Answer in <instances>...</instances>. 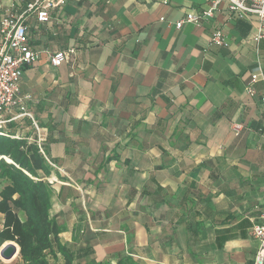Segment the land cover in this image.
Wrapping results in <instances>:
<instances>
[{
    "label": "crops",
    "instance_id": "0c3cea01",
    "mask_svg": "<svg viewBox=\"0 0 264 264\" xmlns=\"http://www.w3.org/2000/svg\"><path fill=\"white\" fill-rule=\"evenodd\" d=\"M32 1L0 0V18ZM208 4L67 0L46 23L25 15L39 53L19 84L32 120L1 114L0 127L39 135L54 181L49 215L72 264L253 263L264 89L245 87L256 64L264 73V37L253 40L255 15L225 2L199 25H173ZM215 29L224 45L210 44ZM56 51L66 54L59 67L48 60ZM47 259L64 264L59 252Z\"/></svg>",
    "mask_w": 264,
    "mask_h": 264
},
{
    "label": "trees",
    "instance_id": "16d2710c",
    "mask_svg": "<svg viewBox=\"0 0 264 264\" xmlns=\"http://www.w3.org/2000/svg\"><path fill=\"white\" fill-rule=\"evenodd\" d=\"M6 128L0 127V245L16 242L22 264H49L47 255L57 252L64 264H72L71 254L60 244L59 228L49 215L53 189L43 176L49 175L50 167L36 141L13 133L14 123ZM18 212L24 213V220L18 218Z\"/></svg>",
    "mask_w": 264,
    "mask_h": 264
},
{
    "label": "built area",
    "instance_id": "2783aa9c",
    "mask_svg": "<svg viewBox=\"0 0 264 264\" xmlns=\"http://www.w3.org/2000/svg\"><path fill=\"white\" fill-rule=\"evenodd\" d=\"M67 0H33L26 5V10L17 15L11 12L6 13L0 18V115L11 114L10 120H17L28 117L32 120V115L28 112L25 101L29 96L20 94V78L26 66L31 65L38 59L39 53L32 49L27 41V24L25 15L33 14L36 21L46 23L53 13L63 10ZM227 3L228 11L241 18L248 15H255L258 18V26L253 40L260 41L264 37V0H209L207 8L199 13L187 12L184 18L175 21V28L179 29L186 23L199 25L203 20L211 19L215 10L221 3ZM161 20H164L162 18ZM210 44L220 46L225 44L222 31L215 29ZM66 54L56 51L48 54L51 66L59 67L65 60ZM260 82L264 89V73L260 64H256L250 73V79L246 84L245 90L249 95H254L253 84ZM264 104V94L261 97ZM35 128V122H33ZM242 125L233 123L232 130L238 132ZM30 140V138H29ZM42 150L39 135L36 140ZM252 237L257 241V248L252 264H264V211L261 214L260 222L255 224L251 230Z\"/></svg>",
    "mask_w": 264,
    "mask_h": 264
},
{
    "label": "rangeland",
    "instance_id": "374dc122",
    "mask_svg": "<svg viewBox=\"0 0 264 264\" xmlns=\"http://www.w3.org/2000/svg\"><path fill=\"white\" fill-rule=\"evenodd\" d=\"M1 119V118H0ZM17 128V127H16ZM42 150H43V148H42ZM44 152V151H43ZM44 158H45V160H46V163L48 164V162H50L49 160H48V158L45 156V153H44ZM49 174H50V172H49ZM41 175V174H40ZM43 180L44 181H46L48 184H50L51 185V183L53 184L54 183V181L52 180V178H49V175H47V176H43ZM53 193V192H52ZM17 216H18V218L20 219V220H24L25 219V215H24V213H19L18 212V214H17ZM2 223H3V214H1L0 213V229H1V227H2ZM7 242H10V241H6V242H4V244L5 243H7ZM11 242H13L16 246H17V250H18V255H17V257H15L14 258V260H11V261H4V260H2L1 258H0V264H12V263H17V264H22L21 262H20V257H19V245L16 243V242H14V241H11ZM3 243L0 245V248L4 245Z\"/></svg>",
    "mask_w": 264,
    "mask_h": 264
},
{
    "label": "water",
    "instance_id": "95a60500",
    "mask_svg": "<svg viewBox=\"0 0 264 264\" xmlns=\"http://www.w3.org/2000/svg\"><path fill=\"white\" fill-rule=\"evenodd\" d=\"M15 255H18V250L13 242H7L0 248V258L4 261H10Z\"/></svg>",
    "mask_w": 264,
    "mask_h": 264
},
{
    "label": "bare ground",
    "instance_id": "6f19581e",
    "mask_svg": "<svg viewBox=\"0 0 264 264\" xmlns=\"http://www.w3.org/2000/svg\"><path fill=\"white\" fill-rule=\"evenodd\" d=\"M11 242V241H10ZM4 244V243H3ZM19 248V247H18ZM14 260V259H13Z\"/></svg>",
    "mask_w": 264,
    "mask_h": 264
}]
</instances>
